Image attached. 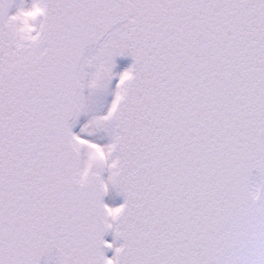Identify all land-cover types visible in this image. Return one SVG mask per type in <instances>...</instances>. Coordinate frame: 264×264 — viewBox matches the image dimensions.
Returning a JSON list of instances; mask_svg holds the SVG:
<instances>
[{
    "label": "snow or ice",
    "instance_id": "1",
    "mask_svg": "<svg viewBox=\"0 0 264 264\" xmlns=\"http://www.w3.org/2000/svg\"><path fill=\"white\" fill-rule=\"evenodd\" d=\"M0 264H264V0H0Z\"/></svg>",
    "mask_w": 264,
    "mask_h": 264
},
{
    "label": "bare ground",
    "instance_id": "2",
    "mask_svg": "<svg viewBox=\"0 0 264 264\" xmlns=\"http://www.w3.org/2000/svg\"><path fill=\"white\" fill-rule=\"evenodd\" d=\"M108 238H110V237H108ZM109 254H110V250H109Z\"/></svg>",
    "mask_w": 264,
    "mask_h": 264
}]
</instances>
